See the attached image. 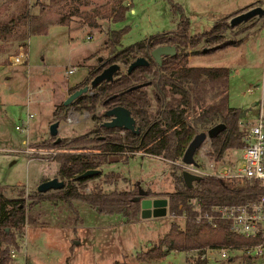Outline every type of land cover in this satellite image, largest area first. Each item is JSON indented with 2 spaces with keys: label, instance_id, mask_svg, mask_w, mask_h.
<instances>
[{
  "label": "rangeland",
  "instance_id": "374dc122",
  "mask_svg": "<svg viewBox=\"0 0 264 264\" xmlns=\"http://www.w3.org/2000/svg\"><path fill=\"white\" fill-rule=\"evenodd\" d=\"M23 1L27 3L28 16L15 30L17 33L23 31L21 39L10 41V36L0 39V185L7 187L5 194L8 196L17 193V188H12L14 185L23 187L25 194H29L37 191L36 185L40 181L57 176L55 155L43 152L52 148L47 147L45 141L51 136H48L49 125L54 118V108L70 93L71 87L86 78L91 65L109 55V30L128 26V32L122 38L123 45H128L151 34L175 29L179 21L170 0H125L131 3L125 19L103 18L99 27L84 24V17L77 15H73L77 22H71L70 26L60 24L59 18L75 7L91 9L110 0H78L69 4L38 0L36 6L34 0ZM175 1L185 8L191 34L210 29L225 15L230 22V16L249 8L239 9L240 6L251 2H255L252 6H264V0ZM42 3L47 6L41 7ZM15 13L12 7L3 19ZM34 13L51 22L45 33L30 31ZM252 29L255 33L244 45H230L242 35L241 31ZM89 34L93 35L91 39ZM219 43H225L224 48L203 52L208 46ZM22 50L27 51V60L21 64L12 63L10 56ZM190 51L194 65H228L231 68L229 103L246 111L242 115L243 121H253L259 105L252 103L263 96L264 15L240 22L226 30L221 40L210 44L201 42ZM70 68H74L72 73H68ZM250 87L255 90L249 92ZM100 109L106 110L102 106ZM30 112L33 117L29 119L28 133L20 131L15 125L22 124ZM77 112L81 114L80 122L70 124L66 119L60 120L63 130L58 131L57 136L71 137L95 125L89 111ZM35 139L40 140L32 141ZM26 142L34 149L31 155L16 151L25 147ZM123 151L130 155L129 159L104 165L103 171L114 169L119 173L115 182L105 184V189H135L139 190L141 198L140 190H146L147 196L154 197L155 193L174 189L172 172L175 168L182 172L179 166L175 167L163 157L144 154L143 149ZM229 155L233 156L232 153ZM229 158L224 163H228ZM99 180H91L90 186ZM17 182L24 184H15ZM76 205L78 211L62 199H47L34 205L39 222L34 226L24 225L17 237L18 245L10 250L7 264H115L126 260L139 264H186L183 249L170 250L158 259L136 260L140 250L151 246L166 231L174 218L169 211L165 216H140L135 221H126L118 214H101L85 202L77 201ZM258 258L253 260L254 264H263L262 258ZM242 263L244 260L238 259L235 264Z\"/></svg>",
  "mask_w": 264,
  "mask_h": 264
},
{
  "label": "trees",
  "instance_id": "16d2710c",
  "mask_svg": "<svg viewBox=\"0 0 264 264\" xmlns=\"http://www.w3.org/2000/svg\"><path fill=\"white\" fill-rule=\"evenodd\" d=\"M75 1L78 0H50V3L69 4ZM170 2L172 11L179 15L175 29L151 34L128 45L122 43L128 26L109 30V55L98 64L91 65L86 78L71 87L69 92L90 84L106 66L118 62L121 68L114 74V78L93 85L92 92L82 93L69 104L64 103L65 98L54 108L52 121L66 119L71 108L89 111L96 121L90 130L81 134L62 137L57 142L56 136H50L45 141L47 147L62 150L55 155L58 161L56 175L66 180L65 186L48 192L34 191L25 194L23 187L14 185L12 188H17V193L8 196L5 194L7 187L0 185V264H7L10 250L18 245L17 237L24 225L34 226L39 222L33 206L43 200H66L77 211L76 202L80 201L101 214H118L126 221L140 218L139 190H107L104 187L106 183L115 182L119 176L114 169L103 171L104 165L129 159L130 155H126L123 150L143 149L146 153L161 156L169 162L175 161L183 156L197 132L207 131L219 122H224L226 127L212 137L215 156L220 157L228 147L244 145L242 109L229 103L231 68L226 65L189 63L190 48L201 42L210 44L221 40L224 32L232 27L230 22L227 17L220 18L210 29L191 34L190 19L185 14L184 6L179 1ZM130 5L125 0H110L91 9L75 7L60 16L59 23L69 24L73 15H77L84 17V24L99 27L100 19L103 18L110 17L113 21L125 19ZM44 6L47 3H42L41 7ZM16 8L15 15L0 19V39L7 36L12 38L10 41L21 39L23 31L17 33L15 30L26 22L27 3L21 0ZM32 19L30 31L33 33H45L51 23L36 13L32 15ZM165 44L175 45L176 54H164L162 62L158 63L152 50ZM224 44L208 46L203 52H213L224 47ZM236 44L237 41L230 43ZM138 56H145L149 64L137 66L129 72L130 63ZM117 105L125 106L131 111L139 132L126 130V134L122 136L120 131L124 128L107 127L103 124L108 118L105 111ZM100 106L106 110H101ZM120 138H123L124 143L119 141ZM172 164L178 166L174 162ZM90 168H100L101 171L88 177L78 176ZM172 174L174 189L154 195L168 198V211L174 218L156 242L137 253L136 260L158 259L173 249L182 250L206 244L244 245L253 241L234 232L228 220L219 221L216 227L205 221H197L191 200L199 199L208 205L252 200L263 192L261 184L243 185L240 180L203 175L190 187L185 183L181 171L175 168ZM94 179L100 180L90 186V181ZM87 187L90 189L86 190ZM183 213H186V217L176 219ZM260 258L264 264V253L258 259ZM240 259L244 260L242 264H254L253 260L257 257L244 253ZM236 260L231 258L217 264H235ZM193 262L212 264L202 258H194ZM115 264L139 263L126 260Z\"/></svg>",
  "mask_w": 264,
  "mask_h": 264
},
{
  "label": "built area",
  "instance_id": "2783aa9c",
  "mask_svg": "<svg viewBox=\"0 0 264 264\" xmlns=\"http://www.w3.org/2000/svg\"><path fill=\"white\" fill-rule=\"evenodd\" d=\"M92 37V34L88 35L89 39ZM20 48L23 49L22 46ZM10 58L14 64L24 63L27 60V51H19V53L12 54ZM73 71L74 68L68 69V73ZM254 88L250 87L248 91L253 92ZM89 91L92 92L91 87ZM257 104L259 108L256 118L253 121H243V140L245 142L243 146L228 147L230 149L226 148L224 153L217 157L213 153L212 137L207 136L194 154L195 162H185L182 157L171 161L176 163L182 171L187 169L201 176L208 175L227 180H240L243 185L261 184L263 187V192L258 198L237 203H212L208 205L199 199L191 200L197 221H205L216 227L219 221L228 220L234 232L253 241L244 245L235 243L206 244L183 249L186 264H194V258L206 259L209 263L217 264L231 258L238 260L244 253L252 257H259L264 253V84L263 96ZM32 115V113H27L22 124H17L15 127L20 131H27ZM66 120L70 124L78 123L81 120V114L75 109H70ZM16 151L31 155L34 149L29 146V142H26L25 147L16 149ZM60 151L62 150L48 148L43 152L47 155H56ZM230 153L233 156H230ZM235 153H238V156ZM228 156L230 157L229 162L224 163ZM89 189L90 187L86 188V190ZM180 216L186 217V213ZM176 251L179 250L176 249Z\"/></svg>",
  "mask_w": 264,
  "mask_h": 264
},
{
  "label": "water",
  "instance_id": "95a60500",
  "mask_svg": "<svg viewBox=\"0 0 264 264\" xmlns=\"http://www.w3.org/2000/svg\"><path fill=\"white\" fill-rule=\"evenodd\" d=\"M264 15V6L263 5H255L249 7L241 12L234 14L230 18L231 26H235L240 22L249 20L254 16H263ZM176 46L172 44L159 45L152 50L153 57L158 63L162 62V56L164 54H176ZM149 60L145 56H138L134 59L129 67L128 71H132L135 67L140 65H148ZM121 68V65L118 62H113L106 66L100 73H98L88 85H84L75 91L71 92L66 99L64 100L65 104H69L73 99L78 97L84 92L89 91L90 87L100 83L102 80H112L114 78V74ZM246 111L241 112V115H244ZM107 116H111L109 120L104 121V125L107 127H122L126 129H130L135 132H139V129L136 128V119L132 115L131 111L125 106L117 105L111 108H108L105 111ZM58 120H54L49 125V134L51 136H56L55 142L60 140V136H57L58 133ZM226 127L224 122H219L212 125L207 131H199L189 142L186 150L183 153L182 159L185 162H195L194 154L196 150L200 147L202 142L209 137H214L219 132H221ZM101 171L100 168H90L86 171L79 174V177H88L95 175ZM182 176L184 178L185 183L188 186H192L195 180L200 179L202 176L199 174L192 173L191 171L184 169L182 171ZM66 184V180L59 178L58 176H53L48 179H44L40 181L36 185V190L38 192H47L49 190H56L63 188ZM140 193L143 194L141 198V216L144 218H149L151 216H165L168 212V198L167 197H151L147 196V191L140 190Z\"/></svg>",
  "mask_w": 264,
  "mask_h": 264
},
{
  "label": "crops",
  "instance_id": "0c3cea01",
  "mask_svg": "<svg viewBox=\"0 0 264 264\" xmlns=\"http://www.w3.org/2000/svg\"><path fill=\"white\" fill-rule=\"evenodd\" d=\"M21 0H0V19H3V17H5V16H7L8 15V13H9V11L11 10V8L13 7L14 9H15V12L17 11V8H16V5L20 2ZM23 1V0H22ZM35 1V6L37 5V1L38 0H34ZM253 4H255V2H251V3H248V4H246V5H243V6H240V8L239 9H242V8H245V7H250V6H252ZM239 9H237V10H239ZM237 10H234V11H237ZM233 11V12H234ZM225 16H227V15H225ZM224 16V17H225ZM224 17H221V18H224ZM232 16H230V18H231ZM228 18H229V16H228ZM254 18V17H253ZM252 19V18H251ZM250 20V19H249ZM71 22L73 23V22H77L75 19H73V17H72V20L70 21V23L69 24H63V25H71ZM60 24H62V23H60ZM230 29H232V27L231 28H228L227 30H230ZM206 30V29H205ZM254 29H252L251 31H241V32H243L242 33V35L240 36V37H238V39H237V44L236 45H232V46H237V47H240V46H242V45H244V43H245V41H246V39H248V37L251 35V34H253V33H255V31H253ZM225 33H226V31L224 32V35H225ZM228 47V46H227ZM226 47V48H227ZM222 48H224V47H222ZM195 49H197V48H195ZM196 58V57H195ZM189 59L191 60L190 61V63L192 64V54H190L189 55ZM195 60V59H194ZM192 65H194V64H192ZM226 66H228V65H226ZM88 75V74H87ZM66 88H69V86L68 87H66ZM65 88V89H66ZM69 94H66V96H65V98L68 96ZM257 102H258V100H254L253 101V105H257ZM71 109H75V108H71ZM242 109V108H241ZM76 110V109H75ZM76 111H78V110H76ZM244 111V110H243ZM242 111V112H243ZM245 112V111H244ZM31 113V112H30ZM32 117H33V115H32ZM60 123V122H59ZM59 123H58V131H62L63 129V127H62V125H59ZM29 124V123H28ZM26 133H28L27 131H26ZM48 136H50V134L48 135ZM45 138V137H44ZM60 138H62V137H60ZM40 139H43V138H40ZM40 139H37V140H40ZM36 139L35 140H32V141H37ZM148 155H152V154H148ZM152 156H156L157 157V155H152ZM159 157H161V156H159ZM15 184H24V183H21V182H17V183H15Z\"/></svg>",
  "mask_w": 264,
  "mask_h": 264
},
{
  "label": "flooded vegetation",
  "instance_id": "af4514ba",
  "mask_svg": "<svg viewBox=\"0 0 264 264\" xmlns=\"http://www.w3.org/2000/svg\"><path fill=\"white\" fill-rule=\"evenodd\" d=\"M111 118V116H108V118L106 119V120H109ZM105 120V121H106ZM104 123V122H103ZM136 128H138L137 127V123H136ZM139 129V128H138ZM126 130H130V129H126V128H124L123 130H121L120 131V134L122 135V136H124L125 134H126ZM132 131V130H131ZM135 132V131H134ZM119 141H121V142H123L124 143V140H123V138H120L119 139ZM143 191V190H142ZM139 196H140V194H139ZM141 197V196H140Z\"/></svg>",
  "mask_w": 264,
  "mask_h": 264
}]
</instances>
